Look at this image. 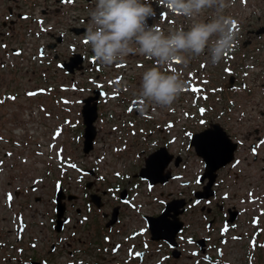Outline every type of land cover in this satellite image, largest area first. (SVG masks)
I'll list each match as a JSON object with an SVG mask.
<instances>
[{
  "label": "rangeland",
  "instance_id": "obj_1",
  "mask_svg": "<svg viewBox=\"0 0 264 264\" xmlns=\"http://www.w3.org/2000/svg\"><path fill=\"white\" fill-rule=\"evenodd\" d=\"M151 3L156 17L149 23L162 28L165 34L194 22L169 13L161 0ZM86 4L84 9L80 2L76 4L78 14L90 15L94 4ZM226 4L224 12L234 18L232 31L237 34L233 50L217 65H212L204 54L189 58L187 63L159 66L168 73L178 72L187 85L174 104L164 108L137 98L142 73L157 65L145 56L133 55L127 83H113L107 88L109 101L99 100L97 134L88 153L83 151L82 99L91 94L94 77L109 73L86 72L83 83L78 84L49 57H42L41 65L33 59L27 66L0 63V264H9L10 246L6 244L14 241L20 225L26 227L29 243L34 235L38 238V261L66 264L69 257L65 250L48 254L47 247L57 241L52 226L54 193L59 183L64 188L71 185V192L79 198L72 209L74 215L71 211L66 215L72 217L70 225L88 233L82 224L92 211L84 203V181H78L81 174L84 179H95L102 194L104 189L110 193L103 205L106 212L120 199V192L128 189L130 195L118 201L121 221L116 227L125 233H140L136 241L148 240L146 215H159L167 201L185 199V211L180 215L184 223L180 240L184 243L183 255L170 264H203L200 255L193 254L197 245L190 238L205 237L211 244L210 255L219 260L214 264H264V34L247 33L264 25V0H226ZM37 6L46 12L59 8L46 0H0L2 63L8 53L1 43L10 50L22 47L28 29L37 28L35 21L24 20L17 13L28 11L26 15H33ZM210 14L211 10H206L198 19L206 21ZM46 20L66 27L64 20L53 15ZM87 20L76 27L89 26L90 17ZM66 45L59 46L58 53L68 52ZM137 60L140 64L136 65ZM116 72L118 69L111 74ZM232 74L236 79L229 88L226 84ZM133 100L137 105L130 111L128 103ZM35 109L37 114L31 112ZM26 110L32 116L28 123L24 122ZM211 121L219 122L238 147L234 159L217 172L214 196L197 201L194 191L202 188L198 178L204 171V160L189 141L192 133L206 128ZM163 145L181 161L178 166L172 163L167 167L174 175L170 180L150 186L137 174L146 157ZM219 205H223L222 210ZM208 208L212 209L210 213ZM228 208L238 212L235 224L226 222ZM214 215L208 228V220ZM98 220L93 213L86 226L96 228ZM157 259L154 251L149 262Z\"/></svg>",
  "mask_w": 264,
  "mask_h": 264
},
{
  "label": "clouds",
  "instance_id": "obj_2",
  "mask_svg": "<svg viewBox=\"0 0 264 264\" xmlns=\"http://www.w3.org/2000/svg\"><path fill=\"white\" fill-rule=\"evenodd\" d=\"M161 3L169 13L194 22L187 29L174 28L165 34L157 25L149 24L156 17L151 0H96L83 40L105 66L123 62L136 50L154 60L157 66L142 73L137 98L164 108L174 104L187 85L178 72L168 73L159 66L187 63L189 58L204 54L212 65H217L233 50L237 34L232 31L234 18L224 12L226 0ZM206 10H211L208 19H198Z\"/></svg>",
  "mask_w": 264,
  "mask_h": 264
},
{
  "label": "flooded vegetation",
  "instance_id": "obj_3",
  "mask_svg": "<svg viewBox=\"0 0 264 264\" xmlns=\"http://www.w3.org/2000/svg\"><path fill=\"white\" fill-rule=\"evenodd\" d=\"M79 1L82 9H84V6L87 7L86 3L89 1H92V3L95 5V0H79ZM46 2L48 3L50 2L52 3V5H56V3L58 4L56 0H51V1L46 0ZM10 9L11 8H9V14H12L13 11H10ZM58 10L59 8L53 12H56ZM27 12L19 13V14L17 13V14L19 15V17H21L24 20L29 18L31 19V21H35L32 15L30 14L26 15ZM20 14H22V16H20ZM89 17L90 15L84 16L82 22H87L88 21L87 19ZM87 27L88 26H86V29ZM250 30L252 29H249L247 33L252 35L253 33H251ZM28 33L29 31H27V34ZM72 33L75 34L74 31ZM72 33H70L71 36L73 35ZM77 35H81V34H77ZM58 51H59L58 47H56L53 50H44V51L39 50V57H38L39 65H41L44 60V59L42 60V57L43 58L49 57L54 63L59 64L60 67L62 68L63 66L61 65V63L68 59L70 51L65 53L64 52L58 53ZM82 57H83V61L81 64L82 69H80L79 72L86 73V72H92L94 70L98 71V67L94 62V55L91 49H88V51L85 54H83ZM180 161H181V157H180ZM180 161L178 164H176V161L172 160L168 164V166L171 165L172 163L175 166H178L180 164ZM167 170L170 169L167 168ZM94 172H95L94 170L93 172L91 170V173ZM173 176L174 175L172 174L169 180ZM78 181H84L82 187V196H86V200L84 201V203L86 204V208L88 209V211L89 212L92 211L85 218L86 222L83 223L84 225L82 224L83 226L82 228L87 230L88 233L79 232L77 229H75V227L70 225L72 217L69 216L68 222L64 223L62 229L59 232L55 231L57 235V241L51 242L50 245L47 247L49 255L54 254V252H57L58 254L61 250L62 251L65 250L69 257L68 261H66V264H170L171 262H176L182 258L183 255L182 246L184 245V243L180 242V240L182 239L184 224L181 227V229L176 233V238H175L176 244L172 245L169 241L163 238L161 239L152 238V234L148 226L147 216H154V215H146L145 219L147 221L146 222L147 224L145 227V231L149 232L148 240L139 239L136 241L137 239L136 237L140 233L137 232L133 233L134 231H131L130 233L129 232L125 233V231H121L122 229L121 227L118 228L116 227V224H118L121 221L120 220L121 206L119 205L118 201H120V199L121 201L125 200V198H127V196L130 195L128 189L126 188V194L124 197H121L122 191L120 192L119 194L120 199H118L114 204L110 205L111 211L106 212L104 210L103 205L106 202L107 194H110L108 193V190L104 189L102 194V191L100 190L99 186L96 185V180L88 179V178L84 179L82 177V174L79 175ZM58 185L62 186V194L64 195L63 201L65 202L66 205L65 211L66 212L71 211V214L74 215L72 209L76 205V202L78 201L79 198L78 195L71 192L72 188L70 184L68 185V187L65 188L62 183H59ZM55 196H56V190L54 193V199ZM10 205H12V203ZM92 207L94 208V210H92ZM219 208L222 210L223 205H219ZM53 209H55V203L53 205ZM75 209L77 213L80 212L79 207H76ZM229 209L231 208H228L227 211ZM231 210H235V209H231ZM88 211L86 210V212ZM115 211H116V216L114 218L113 215ZM211 211H212L211 208L207 209L208 213H210ZM235 211L237 218L238 212L237 210ZM183 212H181L180 215ZM93 213H95L99 217L98 225L96 226V228H91L86 226L90 219V215H92ZM97 213H99V215ZM228 216H229V211H228ZM214 220H215V215L208 220L207 223L208 228L212 226ZM235 220L234 222L231 223L235 224ZM210 221L211 224L209 225ZM52 222H53L52 226H54L55 221ZM226 222L229 221H227L226 219ZM25 228L26 227H24L21 231L20 228H17L16 237L14 241L13 242L8 241L6 244V246L8 245L10 246L8 247V251H7L8 253L7 261L9 262V264H34L35 261H38L37 257L35 256V253L38 254V248H37L38 246L36 245V241L38 238L37 236L34 235L32 237V242L29 243L25 235L22 234L25 231ZM67 229H68V233L66 235L65 232ZM117 229L118 231H116ZM62 236H64L63 241H62L63 238ZM116 236H120V237L117 238ZM199 239L190 238V241L194 242L197 245V248L193 250V254L200 255L201 261H204L203 264H214L216 263V261H219L215 255L213 254L210 255L209 253V250L211 248L209 239L207 237L204 238L205 240L203 246L202 244H200ZM27 243H29V245H27ZM151 247L153 248V250H151ZM164 249H166V252H163ZM154 251H156V253L158 254L159 259L155 260L154 262H149L150 258L154 254ZM40 262H41L40 264H52L49 259L47 260L41 259Z\"/></svg>",
  "mask_w": 264,
  "mask_h": 264
},
{
  "label": "water",
  "instance_id": "obj_4",
  "mask_svg": "<svg viewBox=\"0 0 264 264\" xmlns=\"http://www.w3.org/2000/svg\"><path fill=\"white\" fill-rule=\"evenodd\" d=\"M12 11V9H10ZM22 16V14H20ZM6 23H4L5 25ZM185 29L188 26H184ZM76 33L83 32L84 27H74ZM255 36L264 33V25L251 30ZM61 41V37H57V42ZM56 42H51L48 48H54ZM247 44L245 41L244 45ZM83 57L79 53H74L68 61H63L61 65L70 73L75 69H82ZM235 75H231L227 87L231 88L234 85ZM102 90L94 89L93 94L85 97L82 102V117H83V151L88 153L94 145V140L97 134L95 121L98 117V98L102 94ZM134 105L131 106L133 108ZM190 146L193 147L196 153L202 156L204 160V172L199 176L198 181L202 183V188L194 191L196 200L208 199L214 195V182L216 181L217 172L220 168L227 165L235 157V150L238 143L233 141L224 127L215 121H211L209 125L198 131L194 132L190 138ZM174 159V155L170 153L166 146H160L155 151H152L145 159L144 166L140 169L137 176L149 181L151 185L157 183H165L172 176L170 170H167L168 164ZM176 164L179 163L180 157L175 158ZM126 194V189L121 193V197ZM64 195L62 194V186L60 185L56 191L55 196V225L54 229L60 231L66 222L65 216L66 205L63 201ZM72 198V197H69ZM185 199H172L166 203L163 211L157 216H147L148 226L150 228L152 238L165 239L172 245H175L176 233L183 226V221L179 215L185 209ZM229 216L227 221L234 222L236 219V211L229 209ZM114 218L116 211L114 212ZM169 216V217H168ZM211 224V221L209 225ZM204 238L199 239L200 244L204 245ZM41 262L35 261L34 264Z\"/></svg>",
  "mask_w": 264,
  "mask_h": 264
},
{
  "label": "built area",
  "instance_id": "obj_5",
  "mask_svg": "<svg viewBox=\"0 0 264 264\" xmlns=\"http://www.w3.org/2000/svg\"><path fill=\"white\" fill-rule=\"evenodd\" d=\"M79 2V0H65L59 5V11L58 12H51L50 10L46 13H43V7L38 6L34 11V18L39 22L43 19H46L47 16L53 15L54 18L62 19L66 22V27L64 26H58L55 22H42L40 23V26L35 28L34 34H29L27 36L26 43L24 46L21 47V53L20 56L17 57L15 55H9L8 59H6L5 62L8 63H16L18 65H25L27 66V62L29 60H36L38 63V51L40 47L45 46L49 40V33L52 32L54 35H62L65 40L63 42V45L67 44L66 47H68L69 50H74L76 52H79L81 54H85L88 49H91V46L86 44L83 40L84 34L77 35L73 34L70 31V27L78 26L77 23L82 21L84 15L78 14V11L76 10V4ZM80 15V20L78 19V15ZM90 23V21H89ZM163 30V29H162ZM72 33L73 35L71 36ZM137 46L133 45V48L135 49ZM142 55L139 53L138 50L133 51L132 53H129L123 62L115 63L113 65H102L95 59V64L98 67L99 73L107 72L109 74L103 75L102 78L100 77H94V86H98L100 88H103L105 90L104 96L101 98L104 102L109 101L107 98L110 96V92L107 91V88L113 83L115 84H126L127 83V76L128 71L130 68H128L129 63H131V57L133 55ZM32 60V61H33ZM35 62V61H34ZM1 63V62H0ZM140 64L139 60L136 61V65ZM118 69V72L116 74L112 75L111 72L113 70ZM96 72V71H94ZM98 72L95 73V75L99 74ZM85 74L81 72H77L74 76H71V81L73 83H83V79ZM131 103H128V106H130ZM34 114H37V110H32ZM29 119H32V116L30 115V111L26 110L24 113V122L28 123ZM22 129L21 127H17ZM30 127L27 128V130ZM24 130V129H22ZM19 131V129H18ZM31 132V129H30Z\"/></svg>",
  "mask_w": 264,
  "mask_h": 264
},
{
  "label": "bare ground",
  "instance_id": "obj_6",
  "mask_svg": "<svg viewBox=\"0 0 264 264\" xmlns=\"http://www.w3.org/2000/svg\"><path fill=\"white\" fill-rule=\"evenodd\" d=\"M244 207V206H243Z\"/></svg>",
  "mask_w": 264,
  "mask_h": 264
}]
</instances>
